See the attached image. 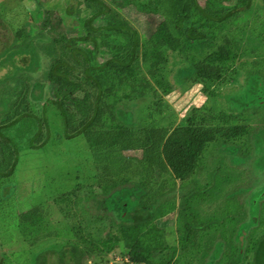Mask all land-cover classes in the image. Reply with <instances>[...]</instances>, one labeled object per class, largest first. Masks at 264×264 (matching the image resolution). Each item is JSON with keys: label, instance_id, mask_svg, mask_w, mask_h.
<instances>
[{"label": "trees", "instance_id": "1", "mask_svg": "<svg viewBox=\"0 0 264 264\" xmlns=\"http://www.w3.org/2000/svg\"><path fill=\"white\" fill-rule=\"evenodd\" d=\"M32 1H36L42 30L53 9L64 3L65 14L78 18L77 31L68 35L50 25L47 56L51 60L44 77L51 91L40 112L31 107L29 98L34 96L23 77L6 78L0 95V180L14 174L22 149L40 151L49 143L46 108L51 105L61 120L64 139L82 137L98 173L91 176L90 194L78 198L83 186L76 185L70 197L81 201L83 215L90 217L86 224L110 216L116 228L101 235L73 227L78 244L41 252L34 264H82L87 257L96 259L94 264H108L116 255L127 264H174L177 257L199 246L197 239L203 233L210 234L201 264H212L205 261L211 252L217 264H264V230L253 239V228L264 229V194L244 202L226 194L215 217L199 219L194 211L195 201L212 200V182L218 178L214 169L206 185L193 186L208 146H226L231 157L238 152L245 159L241 141L254 131L251 134L245 126L230 124L234 117L222 111L215 114L204 108L172 127L142 123L128 107L134 98L145 99L151 91L154 96L145 100L151 101L147 117L152 120L163 111L157 91H171L163 70L168 51L185 55L192 67L190 80L203 84L205 91L207 83L217 82L230 71L239 43L259 39L264 46L255 0H61L50 7L46 4L51 0ZM130 8L148 19L151 32L141 33L130 21L125 15ZM23 30L17 32L18 37ZM190 48L199 53L196 60L187 54ZM249 74V102L256 105L264 96V84L258 74ZM125 89L129 93L122 95ZM121 96L125 102L117 103ZM234 101L242 104L240 98ZM174 181H179V192L186 191L177 207L173 199L168 200L169 192L177 190ZM132 196L135 203L129 204ZM174 211L179 221L178 244L169 246L166 231L157 233L156 227L157 220ZM40 213L36 207L20 213L22 231L31 233L40 222Z\"/></svg>", "mask_w": 264, "mask_h": 264}, {"label": "rangeland", "instance_id": "2", "mask_svg": "<svg viewBox=\"0 0 264 264\" xmlns=\"http://www.w3.org/2000/svg\"><path fill=\"white\" fill-rule=\"evenodd\" d=\"M60 1L51 0L46 6H54L58 2L61 4ZM35 2L0 0V95L4 92L6 78L16 74V77L22 76V82L31 91L30 96H34L29 98L31 107L38 113L42 104L50 97L51 91V86L44 77L51 60L47 56V46L51 43L50 25H53L55 31L75 35L78 18L68 17L64 10L66 4L62 3L53 9L47 25L42 30L36 14ZM255 2L257 4L255 11L261 16L259 20L263 22L262 29L258 31L261 33V30L264 31V9L261 8L263 0H255ZM125 15L141 33L151 32L152 27L149 26L148 19L137 14L133 8L126 10ZM22 28L23 35L18 37L17 32L22 31ZM262 44L263 40L259 39L252 41L245 39L243 44L239 43L240 50L230 71L217 82L207 83L208 88L205 91L203 84L190 80L192 67L186 61L185 55L168 51L163 70L171 91L163 94L157 89L158 94L161 95L160 105L163 111L159 115L154 114L152 120L147 117V105L151 101L147 104L145 100L149 101L154 96L151 91H148L145 99L134 98L128 106L134 109L135 116L142 123L153 121L160 126L169 124L173 127L177 123H183L190 114L198 115L205 108L215 114L222 111L231 115L234 118L230 124L245 126L251 134L254 131L253 136H245L241 141L243 151L247 153L245 159L235 152L234 161L226 146L210 145L206 149L193 186L206 185L209 182V172L214 169L218 172V178L216 182H212V186L214 185L212 200L205 202L197 200V203L196 201L194 203V211L199 219L209 218L211 215L217 216L226 194L240 202L247 201L250 196L264 194V96L262 101L255 105L249 102L247 93L249 87L247 81L251 75L249 72L258 74V79L264 84ZM37 54L38 58L35 57ZM187 54L193 60L199 56L194 48H190ZM35 61L38 62L36 67ZM261 92L264 95V87ZM127 93L129 90L125 89L122 95ZM236 98H240L242 104L236 103L234 101ZM116 102H125V100L121 96ZM46 111L51 125L49 143L40 151L22 149L14 174L8 179L0 180V258L3 257V264H34L37 261L35 257L41 252L49 249L59 250L70 243L78 244L73 227H79L85 233L101 232V235L116 229L111 224L110 216L104 217L100 223L86 224L85 220L90 217L85 218L81 201L71 198L70 193L72 188L79 185L83 188L78 198L90 194L87 189L89 184L92 185L91 176L95 177L98 174L91 163V157H88L91 153L82 137L73 140L64 139L61 120L53 106L48 105ZM174 182L177 190L174 193L169 192L168 200L173 199L177 207L186 191L182 192L180 189L179 192V181ZM123 188L127 186L117 188L116 192ZM124 194L128 195L126 192ZM119 195L120 199L124 197L122 193ZM116 197L118 199V196ZM105 203L109 205L108 200ZM130 203H135L133 196L129 198ZM35 207L41 212L40 222L31 233L24 232L19 227L18 215ZM248 209L255 212L251 206ZM157 224V233L166 231V244L177 246L179 236L177 212H171L157 220ZM253 229V239L256 240L261 237L264 229L262 227ZM214 233L215 236L218 235ZM209 234L203 233L202 237L197 239L199 246L177 257L174 264H201L204 245ZM208 256L205 261L217 264L213 252ZM110 258L108 264H127V260L118 255ZM249 260L248 255L246 262ZM95 262L96 259L87 257L83 259L82 264ZM39 263L41 264V261Z\"/></svg>", "mask_w": 264, "mask_h": 264}]
</instances>
